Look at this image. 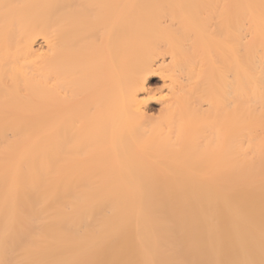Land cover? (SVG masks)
Wrapping results in <instances>:
<instances>
[{"label":"bare ground","instance_id":"6f19581e","mask_svg":"<svg viewBox=\"0 0 264 264\" xmlns=\"http://www.w3.org/2000/svg\"><path fill=\"white\" fill-rule=\"evenodd\" d=\"M0 264H264V0H0Z\"/></svg>","mask_w":264,"mask_h":264}]
</instances>
